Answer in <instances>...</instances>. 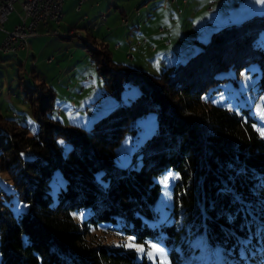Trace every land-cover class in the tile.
<instances>
[{"label":"trees","instance_id":"1","mask_svg":"<svg viewBox=\"0 0 264 264\" xmlns=\"http://www.w3.org/2000/svg\"><path fill=\"white\" fill-rule=\"evenodd\" d=\"M262 30L259 14L219 26L185 62L159 75L114 61L104 43L85 42L108 93L119 98L125 83L139 87L90 128L53 114V87L24 85L35 132L0 113V171L11 180L8 189L0 181V264H150L132 247L102 243L92 233L98 226L145 248L162 243L171 264L209 253L221 256L220 264H264V136L248 105L236 111L212 101L221 80L251 63L264 95ZM148 111L153 130L119 166L115 148L136 134L135 119ZM167 171L175 178L161 219L157 177ZM14 197L23 209H13Z\"/></svg>","mask_w":264,"mask_h":264},{"label":"rangeland","instance_id":"2","mask_svg":"<svg viewBox=\"0 0 264 264\" xmlns=\"http://www.w3.org/2000/svg\"><path fill=\"white\" fill-rule=\"evenodd\" d=\"M242 1L238 0L242 4L241 8L226 9V13L218 7L220 0H103V19L101 16L97 17L99 20L95 19V26L90 24L88 29L84 27L88 20L82 18L81 14L62 12L61 24L58 25L60 35L47 34L43 28L45 35L41 30L42 26H39L38 36L27 40L25 50L16 52L17 55L0 53V113L20 124H26L30 134L34 133L38 124L25 100L24 85L35 87L43 81L45 85L53 87L56 94L53 114L66 125L76 124L90 128L99 116L108 113L114 106L128 103L139 92V87L125 83L119 98L108 93L96 67L89 59L85 42L92 45L104 43L111 51L114 61L118 60L133 69L159 75L166 67L185 62L202 47L201 43L206 42L217 27L230 22L239 24L253 14L264 15L263 9L258 8L259 12L255 11L256 6L247 9ZM15 8L19 10L17 3ZM123 9L125 16L121 13ZM10 17H16L17 21L15 12ZM121 18L127 19L128 25L123 24ZM79 19L85 20V23L70 29V24L64 26ZM55 27L57 26L49 24V28ZM96 27H101L102 31L95 30ZM88 35L93 36L96 42H92ZM106 35L109 37H105ZM144 39L147 40L146 43ZM257 39L264 49V30ZM115 44L121 46L120 49H115ZM164 57H168L169 61L165 60L162 64ZM49 58L50 62L47 61ZM256 67L255 63H251L238 73L230 72L229 78L219 82L221 88L214 92L212 101L236 111L240 105H248L251 113L258 119L257 128L261 134L264 130V95L259 94L255 87ZM57 108L61 111L58 112ZM135 122L139 124L136 134L126 135L115 148L114 161L119 166L128 165L135 143L151 133L155 125V113L148 111L141 114ZM174 178L175 175L168 171L157 177L161 184V194L154 207L161 219L168 214L170 186ZM0 181L4 188H10L11 180L7 171H0ZM23 206L14 197L13 209L21 210ZM75 218L78 219L77 216ZM92 233L104 244H125L134 248L137 258L145 255L150 264H171L168 248L158 241L152 240L145 248L143 242L103 226H98ZM152 245L161 251L156 252ZM141 247L143 251L139 250ZM212 261L220 264L221 256L213 253L194 255L184 264H210Z\"/></svg>","mask_w":264,"mask_h":264},{"label":"built area","instance_id":"3","mask_svg":"<svg viewBox=\"0 0 264 264\" xmlns=\"http://www.w3.org/2000/svg\"><path fill=\"white\" fill-rule=\"evenodd\" d=\"M63 2L64 0H0V25L13 10V4L19 5V10L16 9L18 23L7 35L1 48L8 51L23 47L28 35L37 34L39 26L46 32L49 21L54 23V15L56 11H61ZM52 29V32L57 30Z\"/></svg>","mask_w":264,"mask_h":264},{"label":"crops","instance_id":"4","mask_svg":"<svg viewBox=\"0 0 264 264\" xmlns=\"http://www.w3.org/2000/svg\"><path fill=\"white\" fill-rule=\"evenodd\" d=\"M220 5L218 7H220L221 9H223L224 11H226V9H239L241 8L242 4L238 2V0H220ZM223 1H225L224 3H222ZM254 1V2H253ZM102 3H103V0H66L63 4V14L65 13H68V12H75V13H78V14H81L82 15V18H84L85 20H88V22L86 23V25L84 26L85 28H89L91 25L95 26L97 20L95 19H98V18H101L103 19V9H102ZM222 3V4H221ZM238 3L239 6L238 8H236L235 4ZM242 3H244V6L245 8L249 9V8H252V6H256V10L257 12H259V9L260 8L262 11H264V0L263 1H258V0H243ZM258 3V6L257 4ZM110 4V3H109ZM123 14V16H125L126 12L124 11V9L122 10L121 12ZM227 13V11H226ZM12 15V14H11ZM10 15V16H11ZM8 17L7 21L5 22L4 26L2 29H0V42L2 41L3 37H4V34L6 31L10 30L12 28V26L14 24H16L15 22L16 21V17ZM101 16V17H99ZM98 17V18H97ZM122 20V23L125 25H128V23L126 24L127 22V19H123L121 18ZM84 20V21H85ZM99 20V19H98ZM126 20V21H125ZM84 21H81L80 19L77 21V20H73L71 22H68L67 25L65 24L64 26H68V29H70L71 27L73 26H80ZM85 23V22H84ZM83 23V24H84ZM61 24V23H60ZM59 24V26H60ZM82 24V25H83ZM91 24V25H90ZM138 24V23H137ZM134 25V24H133ZM103 26V24H102ZM82 27V26H81ZM138 27V25H137ZM41 28V27H40ZM99 29V32L102 31L101 27H96L95 30H98ZM39 30V29H38ZM41 30L43 31L44 33V30L43 28H41ZM109 31H112L111 29H109ZM39 32V31H38ZM64 32V31H63ZM65 33V32H64ZM45 34V33H44ZM46 35V34H45ZM38 36V35H37ZM103 36V35H102ZM105 37H109L108 35H106ZM34 38V37H32ZM30 38V39H32ZM63 38H66V37H63ZM29 39V40H30ZM28 40V41H29ZM146 39H144L145 41ZM147 42V40L145 41V43ZM28 45V44H27ZM121 46H119L118 44H115L114 45V48L115 49H120ZM26 49V48H25ZM24 49V50H25ZM156 49V48H155ZM152 50L154 51V46H152ZM20 52V51H19ZM127 52V50H126ZM11 54H14V55H17V53H11ZM5 55V54H4ZM8 55V54H6ZM128 55H126V58H127ZM157 60L159 61L160 59L157 58ZM167 60V62L169 61V58L168 57H164V59L162 60V64L164 63V61ZM47 61H51V59L49 58ZM117 62H121V61H118ZM73 108V107H72ZM57 110H59L58 112L61 111L60 108H57Z\"/></svg>","mask_w":264,"mask_h":264},{"label":"bare ground","instance_id":"5","mask_svg":"<svg viewBox=\"0 0 264 264\" xmlns=\"http://www.w3.org/2000/svg\"><path fill=\"white\" fill-rule=\"evenodd\" d=\"M65 1H66V0H64V2H65ZM64 2H63V4H64ZM63 4H62V8H63ZM13 7H14L13 10H12V11L6 16V19L4 20V22L2 23V25H0V29L3 28V26H4L5 22L7 21L8 17H9L13 12H15L16 15H17V10H16V8H15V3L13 4ZM62 8H61V11H56V13H55V15H54V23H57V24H54V23H52L51 21H49V23H52V24H54V26H57V27H55L57 30L54 31V32H52L53 29L49 28V29L46 31L47 34H50V35H60V32L58 31V25H59V23H60V21H61V18H62V16H63V14H62V12H63L62 10H63V9H62ZM17 23H18V18H17V22H16L15 25H17ZM15 25H14V26H15ZM14 26H13L12 30L14 29ZM12 30H10L9 32H6L5 37L3 38L2 42L0 43V53H2V54H11V53L18 52V51H20V50H22V49H25L26 46H27V40H28L30 37H33V36L37 35V34H31V35H28V37H27V39H26V43L24 44L23 47H19V48H16V49H14V50L4 51V50L1 48L2 43H3V41L5 40V38L7 37V35H8L9 33L12 32Z\"/></svg>","mask_w":264,"mask_h":264},{"label":"snow or ice","instance_id":"6","mask_svg":"<svg viewBox=\"0 0 264 264\" xmlns=\"http://www.w3.org/2000/svg\"><path fill=\"white\" fill-rule=\"evenodd\" d=\"M261 134L264 135V130L261 131ZM130 246H132V245H130ZM152 247H153V249H154L156 252H160V251H161L160 249L156 248L155 245H152ZM139 250H140V251H143L144 249L141 247Z\"/></svg>","mask_w":264,"mask_h":264}]
</instances>
